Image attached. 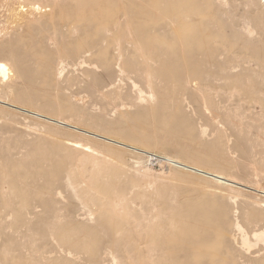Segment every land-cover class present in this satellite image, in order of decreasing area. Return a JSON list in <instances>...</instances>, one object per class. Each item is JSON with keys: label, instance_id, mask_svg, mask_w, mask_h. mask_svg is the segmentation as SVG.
Returning a JSON list of instances; mask_svg holds the SVG:
<instances>
[{"label": "rangeland", "instance_id": "1", "mask_svg": "<svg viewBox=\"0 0 264 264\" xmlns=\"http://www.w3.org/2000/svg\"><path fill=\"white\" fill-rule=\"evenodd\" d=\"M199 2L216 56L199 16L149 61L137 0H0V264L264 261V0Z\"/></svg>", "mask_w": 264, "mask_h": 264}, {"label": "bare ground", "instance_id": "2", "mask_svg": "<svg viewBox=\"0 0 264 264\" xmlns=\"http://www.w3.org/2000/svg\"><path fill=\"white\" fill-rule=\"evenodd\" d=\"M199 0H137V11H136V13H138V22H137V34H136V38H135V44L136 45H134L135 47H138V49H137V51H139V52H141L140 54H142V57H140V58H142V59H144V56H145V58L148 60L149 59V61L150 60H156V59H161V58H170V57H172L173 56V58H174V55H177L178 53H176V51L177 50H174V49H171L170 47H169V43H171V45L172 46H177V48H180V51H179V53L181 52V50H183L184 48H183V43L182 42H179L178 40L179 39H177V40H170V38H171V36L172 35H174V34H177V33H179L180 31H178L180 28H183L184 27V25H186L187 23H193L196 19H198V17L201 15V14H203V13H205L206 12V10H207V8L209 7V5L207 4V3H204V2H199V3H197V6H195V7H193L195 4V2H198ZM203 1V0H202ZM135 2V1H134ZM213 2V1H212ZM100 5V4H99ZM133 5H135V4H133ZM100 7V6H99ZM213 7H214V4H213ZM220 7V6H219ZM215 9H216V7H214ZM214 10V9H213ZM125 11V10H124ZM217 11V10H216ZM119 14V13H118ZM117 14V15H118ZM123 14V13H122ZM212 14V13H211ZM205 15V14H204ZM207 15V14H206ZM206 15L204 16V17H206ZM208 15H210V12H209V14ZM203 16V15H202ZM211 16V15H210ZM213 16L215 17L216 15H215V13H213ZM117 17V16H116ZM125 17V16H124ZM218 17V16H217ZM217 17H215L214 19L216 20V18ZM122 18V17H121ZM127 18H128V15H127ZM126 18V19H127ZM200 18H202L201 16H200ZM198 19V20H201V19ZM78 19V18H77ZM118 19V18H117ZM120 19V18H119ZM213 17L211 18V17H207V18H202V22H203V24L202 25H205L204 24V22L206 23V27H205V33H206V30H208L207 32H209V35H210V37L212 36V43H211V46H209L208 44V46L210 47V49H207L208 51L206 52V53H204L203 55H206V54H213L214 55V57L216 56L215 55V53L217 52V49H218V44L220 43V41L218 42V40H219V38H218V36H215L216 35V33H217V31H218V29H217V31L215 30V27L213 26V23H214V25H216L215 24V22H213ZM79 20H80V18H79ZM122 20V19H121ZM129 20V19H128ZM219 20V19H218ZM216 21L217 23L220 21ZM127 22V21H126ZM199 22V21H198ZM131 23V22H130ZM32 24H34V23H32ZM136 24V23H135ZM198 24V23H197ZM196 23H195V25H197ZM36 24H34V25H32V26H35ZM192 25V24H191ZM195 25H193V27L195 26ZM219 25V23L217 24V26ZM113 26V25H112ZM134 26V25H133ZM187 26H190V25H188L187 24ZM132 27V26H131ZM200 27H201V25H200ZM214 28V29H213ZM117 29V28H116ZM119 29V28H118ZM194 29V28H193ZM111 30V29H110ZM118 31V30H117ZM253 30L252 29H250V32H252ZM98 32V31H97ZM120 32V31H119ZM118 32V33H119ZM133 32V31H132ZM99 33V32H98ZM202 33V32H201ZM102 34V33H101ZM203 34V33H202ZM116 35H118L117 33H116ZM133 35V34H132ZM113 36V35H112ZM177 36H178V34H177ZM198 36H200V35H198ZM90 37V36H89ZM118 37V36H117ZM121 37V36H120ZM131 37H133V36H131ZM179 38H180V36H178ZM91 38V37H90ZM93 38H96V37H93ZM134 38V37H133ZM53 39V38H52ZM107 39V38H106ZM187 39V38H186ZM185 39V40H186ZM90 40V39H89ZM113 40V39H112ZM203 40L204 41H206V39L205 38H203ZM97 41V40H96ZM172 41V42H171ZM178 41V42H177ZM208 41V40H207ZM107 42H108V40H107ZM112 42V41H111ZM119 42V41H118ZM134 42V41H133ZM129 43V42H128ZM83 44V43H82ZM92 44V43H91ZM95 44H97V43H95ZM120 44V43H119ZM134 44V43H133ZM79 45V44H78ZM185 45V44H184ZM206 45V44H205ZM86 46V45H85ZM122 46V45H121ZM220 46V45H219ZM80 47H81V45H80ZM82 47H84L83 45H82ZM87 47V46H86ZM206 47V46H205ZM95 48H96V46H95ZM174 48V47H173ZM204 48V47H203ZM207 48V47H206ZM206 48H205V50H206ZM91 49V48H90ZM200 49V48H199ZM111 50V49H110ZM192 50V49H191ZM8 52V51H7ZM6 52V53H7ZM197 52V51H196ZM202 52H203V49H202ZM17 53V52H16ZM89 53V52H88ZM91 53V52H90ZM114 53V52H113ZM119 53V52H118ZM181 53H183V55L185 54L184 53V51L183 52H181ZM180 53V54H181ZM116 54H117V52H116ZM193 54V53H192ZM201 50H200V55L199 56H201ZM18 55V54H17ZM22 55H24V54H22ZM114 55H115V53H114ZM179 55V54H178ZM189 55V54H188ZM194 56H195V54H193ZM119 56V55H118ZM121 56V55H120ZM185 56V55H184ZM192 55L190 54V57H191ZM210 56V55H209ZM15 57V56H14ZM26 57V56H25ZM115 57V56H114ZM196 57L197 56H195V59H196ZM212 57V56H211ZM122 58H123V56H122ZM116 59H117V57H116ZM124 59V58H123ZM192 59H193V57H192ZM191 59V60H192ZM198 59V58H197ZM207 59H208V57H207ZM211 59V58H210ZM186 60V59H185ZM206 60V58H204V60L203 61H205ZM112 61H114V59L112 60ZM118 61V60H117ZM116 61V62H117ZM143 61V60H142ZM146 61V60H145ZM148 61V62H149ZM190 61V60H189ZM202 61V60H201ZM202 61V62H203ZM212 61V60H211ZM81 62V61H80ZM115 62V63H116ZM120 62H121V60H120ZM119 62V63H120ZM123 62H125V61H123ZM144 62V61H143ZM177 62H179V61H177ZM147 63V62H146ZM151 63V62H150ZM124 64V63H123ZM126 64V63H125ZM124 64V65H125ZM145 64V63H144ZM148 64V63H147ZM110 65V64H109ZM119 65V67H120V71L119 72H122V74H123V72H125L126 73V71H125V67H127V64L125 65V66H122L121 65V63L120 64H118ZM178 65H179V63H178ZM183 65V64H182ZM207 65V64H206ZM115 66V65H114ZM128 66H130V65H128ZM144 66V65H143ZM118 67V68H119ZM146 67V66H145ZM147 67H149L150 68V66L148 65ZM20 68V67H19ZM21 68H23V67H21ZM118 68H116V69H118ZM132 68H134V67H132ZM183 68V67H182ZM11 69H12V67H10L9 65H8V63L4 60H2V61H0V77L2 78L1 80H3L4 81V79H7L6 81H8V79H9V77L11 76L10 74H11ZM115 69V70H116ZM135 69V68H134ZM151 69V68H150ZM205 69V68H204ZM18 70H20V69H18ZM61 70H62V68H61ZM132 70V69H131ZM143 70V69H142ZM180 70V69H179ZM184 70V69H183ZM202 70V69H201ZM16 71H17V67H16ZM118 71V70H117ZM127 71H129V70H127ZM133 71V70H132ZM182 71V70H181ZM15 72V71H14ZM131 72V71H130ZM139 72H140V70H139ZM142 72V71H141ZM18 73V72H17ZM136 73V72H135ZM187 73V72H186ZM209 73V72H208ZM211 73V72H210ZM14 74V73H13ZM22 74V73H21ZM113 74V73H112ZM127 74V73H126ZM145 74V73H144ZM153 74H155V73H153ZM182 74H183V72H182ZM16 75V74H15ZM20 74H18V76H19ZM58 75V74H57ZM60 76H61V74H59ZM58 75V76H59ZM118 75V74H117ZM148 76H152V75H149V73L147 74ZM157 75V74H156ZM120 76V75H119ZM124 76V75H123ZM20 77V76H19ZM122 77V76H121ZM121 77H119V78H121ZM156 77V76H155ZM158 77V76H157ZM235 77V76H234ZM12 78V77H11ZM112 78V77H111ZM111 78H110V80H111ZM148 78V80H146L147 81V84H148V90H149V94L148 95H146L145 93H144V91L143 90H139V95H138V102L139 103H141V104H143L144 102L146 103V102H148V104L149 103H155V102H157V103H160V102H158L157 100H158V94H157V90H156V87H154L153 86V83H152V78L153 77H147ZM178 78H180V77H178ZM236 79V78H235ZM132 80V79H131ZM163 80H165V79H163ZM167 80V79H166ZM2 81V82H3ZM5 81V82H6ZM11 81V80H10ZM112 81V80H111ZM122 82H123V79L121 80ZM133 81V80H132ZM162 81V80H161ZM235 81H237V80H235ZM157 82V81H156ZM118 84H119V81L117 82ZM116 83V80H115V83H112L110 86H111V88L110 89H112V91H113V89H114V86L116 87V86H118V84ZM121 83V82H120ZM188 83V82H187ZM3 84V83H2ZM137 84V83H136ZM159 84V83H158ZM237 85H238V83H236ZM121 84H119V86H120ZM133 85H134V82H133ZM107 86V89L109 88V85H106ZM123 86V85H122ZM245 86V85H244ZM250 86V85H249ZM125 87V86H124ZM241 87V86H240ZM239 87V88H240ZM250 87H252V86H250ZM249 87V88H250ZM258 87V86H257ZM260 87V86H259ZM105 88V87H104ZM168 88V87H167ZM263 88V87H262ZM122 89V88H121ZM140 89V88H139ZM181 89H182V87H181ZM255 89V88H254ZM257 89V88H256ZM255 89V90H256ZM120 90V89H119ZM130 90V89H129ZM128 90V91H129ZM135 90V89H134ZM172 90V89H171ZM180 90V89H179ZM246 90V89H245ZM250 90H253V89H250ZM258 90H260L259 88H258ZM263 90V89H262ZM261 90V91H262ZM106 91V90H105ZM108 91H109V89H108ZM125 91V90H124ZM137 91V90H136ZM174 91V90H173ZM248 91V90H247ZM254 91V90H253ZM253 91H252V93H253ZM101 92H103V91H101ZM164 92V91H163ZM175 92V91H174ZM115 93V92H114ZM166 93V92H165ZM250 93V91L248 92V94ZM104 94V93H103ZM107 94V93H106ZM110 94V93H109ZM112 94V93H111ZM120 94H121V91H120ZM137 94V93H136ZM246 94V93H245ZM117 95H118V93H117ZM127 95V94H126ZM162 95H164V94H162ZM253 95H254V93H253ZM253 95H251V97L253 98ZM121 96V95H120ZM175 96V95H174ZM250 96V95H249ZM119 97V96H118ZM160 99V98H159ZM256 99V98H255ZM161 100V102H162V100L163 99H160ZM253 100V99H252ZM136 101V102H137ZM143 102V103H142ZM167 102V101H166ZM164 103V102H163ZM147 104V103H146ZM10 105V104H9ZM12 106H14V107H16L15 105H13V104H11ZM150 105V104H149ZM155 105H156V103H155ZM153 107V106H152ZM156 107V106H155ZM157 108V107H156ZM20 109H22V108H20ZM31 112V111H30ZM33 112V111H32ZM33 113H35V112H33ZM122 114H124V113H122ZM37 115V114H36ZM38 115H41V114H38ZM43 116V115H42ZM49 119V118H48ZM52 119V118H51ZM77 128V127H76ZM88 132V131H87ZM107 139H109V138H107ZM109 140H111V142L113 141V142H115V143H120V145L122 144V145H125L124 143H122V142H119V141H117V140H114V139H109ZM127 145V144H126ZM180 159H177V158H173V159H171L170 158V161H171V163H176V164H179L180 166L182 165L183 167H187V168H190L191 170H195V171H198V172H200V173H202V174H204L205 176H208V178H213V179H215V181H218L219 183H232V182H236V181H233L232 180V178L230 179V178H228V177H225L224 175H222V174H220V173H215V172H213V171H208V170H205V169H203V168H201V167H197V166H191V165H189L188 163L186 164V163H184V161H179ZM186 168V169H187ZM232 185H234V184H232ZM230 186V185H229ZM236 227H237V229H239V230H241L242 231V226L239 224V223H237L236 224ZM264 230V229H263ZM253 236L255 237V239L258 241V242H260V241H262L263 243H264V231H262V230H259V231H255L254 233H253ZM251 245V240L247 237V235H243V233H242V246L243 247H248V246H250ZM246 249V248H245ZM248 249V248H247ZM250 250V249H249ZM188 251V250H187ZM251 251V250H250ZM189 252V251H188ZM187 253V252H186ZM190 253V252H189ZM244 253V252H243ZM246 253V252H245ZM196 255V254H195ZM261 256V255H260ZM259 256V257H260ZM185 257H187L186 255H185ZM192 257H193V259H195L194 258V254L192 255ZM192 257L190 256V258H191V260H192ZM258 257V256H257ZM189 258V259H190ZM214 258V257H213ZM221 257H219V259H220ZM188 259V258H187ZM197 259V258H196ZM195 259V261H196V263L198 262V263H202V261H200L199 262V260L197 261ZM223 260L222 261H225L224 260V258H222ZM225 259H227V258H225ZM250 259H252V258H250ZM191 260H188V261H190V262H193V261H191ZM213 260H218L217 258L215 259H213ZM221 260V259H220ZM253 260V259H252ZM174 261V260H173ZM179 261H181V260H179ZM187 261V260H186ZM188 261L187 262H185V261H182V262H178V260L176 261V262H178L179 264H187L188 263ZM215 261V262H216ZM227 261V260H226ZM226 261H225V263L224 264H226ZM230 261V260H229ZM175 262V261H174ZM211 262V261H210ZM214 262V263H215ZM259 262H261V263H258V264H264V261H262V260H260ZM194 263V262H193ZM197 263V264H198ZM213 262H212V264H214ZM218 263H220V261L218 262ZM243 263H247V264H249V263H253V261H244ZM256 263V262H255ZM177 264V263H176ZM189 264H191V263H189ZM195 264V263H194ZM208 264V263H207ZM228 264H230V263H228ZM257 264V263H256Z\"/></svg>", "mask_w": 264, "mask_h": 264}]
</instances>
